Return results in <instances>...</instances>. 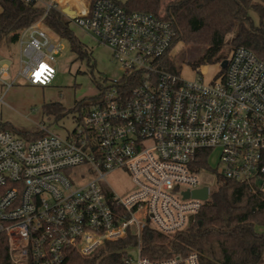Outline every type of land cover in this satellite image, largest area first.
Here are the masks:
<instances>
[{
    "label": "built area",
    "instance_id": "1",
    "mask_svg": "<svg viewBox=\"0 0 264 264\" xmlns=\"http://www.w3.org/2000/svg\"><path fill=\"white\" fill-rule=\"evenodd\" d=\"M18 1L42 3L43 13L18 33L10 81L3 79L8 66L0 65L4 91L17 77L50 84L63 48L61 37L41 27L55 4ZM71 19L109 47L122 74L106 82L65 137L46 131L26 139L0 129V234L7 237L11 264H60L70 252L88 255L126 235L136 241L135 264H199L195 251L162 259L142 255L141 232L151 227L173 234L189 227L208 199L183 192L206 186L200 176L213 148H219L217 178L264 193V59L239 45L213 79L198 75L199 66L185 78L158 64L176 34L162 15L92 0L87 12ZM132 74L140 80L126 92L121 85ZM83 165L93 178L73 181L71 169ZM116 169H125L133 186L122 195L105 179ZM124 262L132 264L128 252Z\"/></svg>",
    "mask_w": 264,
    "mask_h": 264
},
{
    "label": "trees",
    "instance_id": "2",
    "mask_svg": "<svg viewBox=\"0 0 264 264\" xmlns=\"http://www.w3.org/2000/svg\"><path fill=\"white\" fill-rule=\"evenodd\" d=\"M256 1L173 0L160 15L175 29L172 44L183 39L203 43L199 57L188 61L193 67L227 58L221 52L226 34H233L235 45L232 49L242 45L264 59V0ZM250 5L260 12L256 25L248 15ZM123 6L128 10L158 14L160 0H126ZM0 8V46L3 42L16 43L19 31L37 21L43 13L42 6L18 0H0ZM43 23L65 38L70 50L77 56L89 59L90 52L74 34L70 20L62 13L56 9L49 10L43 17ZM164 66L169 72H179L169 60ZM139 80V74H132L125 77L121 86L129 92ZM105 84L96 82L97 95L75 102L72 109L77 112L75 119L78 123L83 121L87 109L101 96ZM47 112L59 118L67 111L61 103L54 102L47 105ZM0 129L9 130V127L0 125ZM23 134L26 139H36L43 133L25 131ZM197 163L198 166L203 165V158ZM217 184L195 220L185 230L163 234L151 227L144 228L141 232V254L150 259H162L195 251L199 264H264V231L256 229L257 226H264V193L251 194L246 185L222 178H217ZM135 242L132 235L108 240L88 255L70 252L60 264H125L127 249ZM0 264H11L7 237L3 233L0 234Z\"/></svg>",
    "mask_w": 264,
    "mask_h": 264
},
{
    "label": "rangeland",
    "instance_id": "3",
    "mask_svg": "<svg viewBox=\"0 0 264 264\" xmlns=\"http://www.w3.org/2000/svg\"><path fill=\"white\" fill-rule=\"evenodd\" d=\"M172 1L160 0L158 14L163 15L164 7ZM254 2L257 1L252 0V3ZM248 15L255 25L259 22L260 12L253 5L249 6ZM41 27L54 38L59 36L48 30V27ZM70 28L90 52L88 60L77 56L70 50L68 41L59 36L62 39L63 48L55 58V75L50 84L31 85L21 77H17L14 83L4 91L5 85L0 82V125H7L14 135L26 138L23 134L25 131L31 133L49 131L63 137L69 135L78 123L75 119L77 112L72 109L75 102L97 95L99 91L96 82L105 84L110 79L121 76L120 65L112 57L108 46L97 41L91 33L76 26L73 21ZM232 37L233 34H226L224 37L225 44L221 52L227 56L232 50L231 47L235 45ZM203 48V43H194L187 39L174 41L167 53L160 59L161 67L165 68L164 64L169 60L176 65L177 71L183 77L192 78L194 70L188 61L198 58ZM17 53L16 43L3 42L0 46V65H7L10 70V75L3 77L4 80L10 81L16 72ZM224 59L226 58L222 60ZM222 60L199 65L198 75L205 81L213 79ZM54 102L61 103L65 107L67 111L65 115L57 118L54 114L47 112V105ZM218 155L219 148H213L208 159V171L200 176V183L209 186L211 191L218 185L215 174L220 165ZM93 176L94 173L87 165L73 167L69 173L73 181L80 177H84L83 181H87ZM105 179L109 187L117 194L122 195L133 187L130 175L125 169L111 171ZM256 229L264 231V226H257ZM127 252L131 263L135 264L137 252L134 246L128 247Z\"/></svg>",
    "mask_w": 264,
    "mask_h": 264
},
{
    "label": "crops",
    "instance_id": "4",
    "mask_svg": "<svg viewBox=\"0 0 264 264\" xmlns=\"http://www.w3.org/2000/svg\"><path fill=\"white\" fill-rule=\"evenodd\" d=\"M46 1L48 0H42V2H46ZM51 1L55 4V9L58 10L66 18L70 20V27H71L72 19L70 16L65 14L63 10L68 9L73 14L74 17L76 15L84 14L89 9L92 0H51ZM116 1L123 5L126 0H116ZM41 5L42 3L40 4V6Z\"/></svg>",
    "mask_w": 264,
    "mask_h": 264
},
{
    "label": "water",
    "instance_id": "5",
    "mask_svg": "<svg viewBox=\"0 0 264 264\" xmlns=\"http://www.w3.org/2000/svg\"><path fill=\"white\" fill-rule=\"evenodd\" d=\"M63 12H65V14H67L68 16H70L71 18H73V14L68 10V9H64ZM227 64V59H224L220 62V67L221 68H225ZM183 195L185 197H188L189 195L193 198H198L201 200H207L209 195H208V187L207 186H203L202 188L199 189H194L191 192L185 191L183 192Z\"/></svg>",
    "mask_w": 264,
    "mask_h": 264
}]
</instances>
